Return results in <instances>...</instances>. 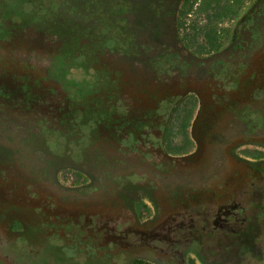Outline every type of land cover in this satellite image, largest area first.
<instances>
[{
  "label": "flooded vegetation",
  "instance_id": "1",
  "mask_svg": "<svg viewBox=\"0 0 264 264\" xmlns=\"http://www.w3.org/2000/svg\"><path fill=\"white\" fill-rule=\"evenodd\" d=\"M1 1L0 264L258 263L264 0H243L229 18L226 7L235 2L213 0L202 12L208 22L200 44L180 34V17L186 5L199 14L210 0H121L117 10L113 0L108 21L139 32L126 39L127 56L119 54L124 77L95 108L72 82L48 79L44 67L25 70L30 60L51 64L56 75L69 65L77 38L69 40L68 24H55L53 5L39 13V0H28L34 8L21 1L20 11L11 8L15 0ZM83 38L77 46L84 50ZM112 66L96 77L108 78ZM54 96L64 105L54 106ZM117 108L125 118L118 120ZM35 124L48 131L36 132ZM242 150L250 161L237 156ZM65 168L76 172L78 186L56 180Z\"/></svg>",
  "mask_w": 264,
  "mask_h": 264
},
{
  "label": "trees",
  "instance_id": "2",
  "mask_svg": "<svg viewBox=\"0 0 264 264\" xmlns=\"http://www.w3.org/2000/svg\"><path fill=\"white\" fill-rule=\"evenodd\" d=\"M15 1L16 2L12 4L11 8L16 10L18 9L20 11L19 8L22 7L23 4L22 2L25 0H15ZM212 1L213 0H210L208 3L202 5L198 11L202 13L208 10L210 5L212 4ZM233 1L235 3L233 5H228L225 10V16L228 18L233 17L236 14L239 5L243 2V0H233ZM121 3H122L121 0H116V2L114 3V7H115L114 10H117L118 7L124 8L123 4L121 5ZM1 4L4 5L3 2ZM110 5L111 3L100 4L99 2H95V0H59V1L56 0V4L50 9L49 12L51 17L56 19L57 22H55V24H59L61 26L60 30L66 29L67 26L66 24L69 25V31L73 34L72 37L69 38V40L77 38L75 41L76 44L75 43L71 44V46L67 50V57H68L67 60L68 62L70 61L69 65L66 66V68L64 69L65 71H62L61 74L58 72V74L56 75L55 74L56 68L51 64H49L48 66L46 64V66H44V65H40L42 62L30 60L27 61L28 65L25 70L32 69L36 72L38 67H40L39 71H41V68L44 67V69L40 72V74L44 75L45 71H47L48 69V72L45 74L48 79L59 82L63 80L72 82L73 85H76V88H79L80 92L85 96L86 104L88 106L93 105L92 108H95L98 105V102L100 101L99 99L100 94L103 93L106 94V92H108V90H106L105 88L115 83V80L117 79L118 75L122 76L123 73L122 70L125 61H124V55L122 57V55L119 54L121 53L125 54L123 47H130L126 39L128 40H131V38L133 39L134 38L133 36L137 35L139 32V27L137 30H135L136 27L133 25H129L128 27L117 26L114 20L112 21V23H110L108 21V16H110V13H112V7ZM27 6L34 8L28 0H26V8ZM191 6L192 5H186L185 6L186 10L190 11L189 9L191 8ZM148 11H150L151 16L153 17L155 26L157 28H160V26L162 25L161 22L163 21L161 16L153 12L152 6L148 8ZM187 11L186 12L184 11V13H187ZM103 13H106L107 15H104ZM13 16H14L13 23L14 24L20 23L16 20L18 19L17 18L18 16L15 15ZM79 19L81 20V22H79ZM26 26L27 28H30L31 26L34 25L32 23H27ZM183 28L184 27L182 21L180 20L179 29H183ZM192 28H194V25H192ZM30 29H32V27ZM213 31L210 33V35H208L209 36L208 39L212 42V46H215L213 39L216 34ZM49 32L51 34H54L52 30H50ZM79 36L84 37L82 42V47H84V50L85 48L88 49L89 47H93L92 52L94 55H87V56L84 55V50L77 46L80 44V42L77 43ZM184 36L187 37V34H184ZM56 41L62 43L61 40H56ZM125 55L127 56V54ZM130 55H132V53L129 54V56ZM111 57H112L111 59L112 61L109 60V58ZM108 62L112 63L113 65L112 68L113 67L114 68L111 69V73L110 75H108V78H104L102 80L105 82L106 80L111 79L108 82L106 81L108 83L106 85L105 83L103 84V82L100 81L96 76L99 74L100 70H106ZM72 72L77 73V75L73 78L70 77ZM102 74L103 73H101V75ZM124 75L125 72L123 73V77ZM57 78L59 79L57 80ZM98 81H100V83ZM55 97L57 96H54L53 100L55 99ZM57 98L59 99V101L54 100V106L57 103L58 104L60 103V105L63 106L64 98L62 97H57ZM121 103L122 101L120 102V105ZM82 107L84 108L87 106H85L84 104ZM104 109L106 111L105 105H104ZM53 111H55V109L51 108L50 112ZM114 111L120 112V114L122 115V117L118 118V120H121L123 117L125 118L126 115L122 112V110L120 111L119 108L115 109ZM90 124H91L90 122L84 124L82 126V129L84 127L88 128V125ZM36 125L37 124L33 126L36 129V132L41 130L43 132L48 131V129L44 128L45 126L42 125L36 126ZM49 132H53V131L49 130ZM56 134L57 136L61 137L60 132H56ZM81 135L82 137H85V134L83 132H81ZM87 145L88 144H86L85 146ZM71 148H72L71 145L68 147V149H66L65 146V149L67 151L71 150Z\"/></svg>",
  "mask_w": 264,
  "mask_h": 264
},
{
  "label": "rangeland",
  "instance_id": "3",
  "mask_svg": "<svg viewBox=\"0 0 264 264\" xmlns=\"http://www.w3.org/2000/svg\"><path fill=\"white\" fill-rule=\"evenodd\" d=\"M57 1H59V0H57ZM112 1L113 0H95V2H99L100 4L111 3ZM1 3H2V1L0 0V4ZM38 4H39V6H41V8L38 9L39 13H41L42 10L44 11L46 9L51 8L52 5L54 6L56 4V0H39ZM180 18H181V21H182V24L184 27L183 29H180V34L181 35L188 34L195 39L197 44L202 43L204 32L207 29L206 24H207L208 20H207L206 15L204 13H199V14H197V13L196 14L185 13L183 15V17H180ZM192 25H194V28H192ZM66 82H68V81H66ZM69 88H70V84L67 85L66 92L68 94H71L69 91ZM179 138H180V136H177V138H175V139L179 140ZM235 152H236L237 156H239L242 160L250 161L249 158H247L244 154L241 153V152H244V150L235 151ZM258 152L264 154V150H261ZM262 162H264V160ZM75 175H76V172L73 169H69V168L61 169L56 173V180H58L59 184L63 188L72 189L75 186H78V185H75L73 183L74 180L76 179ZM262 180H264V179H262ZM129 196L131 199H145L143 196L138 195L137 193H130ZM145 201L148 203V200L145 199ZM263 202H264V199H263ZM25 230H26L25 228L19 227L16 229V232L17 233H21V232L23 233ZM263 240H264V225H263V230L261 231V234L257 239L259 244L254 243L253 248H252L253 250L257 249V251L256 250L255 251L258 252V257H259L258 263H253V264H264V261H260V259H262V257H260V256L263 255V259H264V243H263ZM195 264H196V262H195ZM197 264H198V262H197Z\"/></svg>",
  "mask_w": 264,
  "mask_h": 264
}]
</instances>
